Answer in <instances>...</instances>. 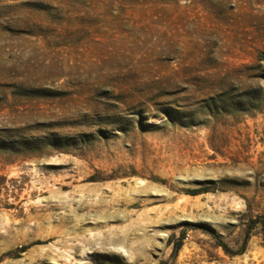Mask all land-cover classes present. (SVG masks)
Masks as SVG:
<instances>
[{
  "label": "rangeland",
  "instance_id": "1",
  "mask_svg": "<svg viewBox=\"0 0 264 264\" xmlns=\"http://www.w3.org/2000/svg\"><path fill=\"white\" fill-rule=\"evenodd\" d=\"M0 264H264V0H0Z\"/></svg>",
  "mask_w": 264,
  "mask_h": 264
},
{
  "label": "bare ground",
  "instance_id": "2",
  "mask_svg": "<svg viewBox=\"0 0 264 264\" xmlns=\"http://www.w3.org/2000/svg\"><path fill=\"white\" fill-rule=\"evenodd\" d=\"M78 165V164H77ZM81 166V165H80ZM82 167V166H81ZM79 178V177H78ZM142 181L141 180H138V181H136L135 182V184H134V186H133V190L134 191H144L145 193H148V194H156V196H158V197H162L163 196V191H162V188H156L154 185H147V184H144L143 186H142ZM110 185V184H109ZM45 185H43V186H41V187H38V188H40V189H42V187H44ZM51 187V186H50ZM83 186H81V187H77V186H74V187H72L73 189H72V194L73 195H75V197L77 196V198H74V197H70L69 199H68V195L66 194V192H63V191H61V187H53V188H51V192H50V196L53 198H55L56 200H58L59 202V204H63V203H65V201H67L68 202V205H69V207H71V212L73 213V216H74V224L71 226V224H70V226L71 227H66L64 230H63V234H64V237H66V236H70L71 234V236H72V238H74V240H77L79 243H84L85 242V240L87 239V238H85V233L88 231V232H91V230L92 229H98V227H96V226H94V227H89L88 226V224H90V223H92V221H93V223L94 224H97L99 221H100V217H101V215L99 214L98 216L96 215V217H95V215H91L90 213L87 215L86 213H79L77 210H80L82 207H84V206H86V205H88V206H93V204L91 203V201H90V199L88 200V196H87V194H86V196H85V191H84V189L86 188H82ZM110 187V186H109ZM132 188V187H131ZM95 190L96 189H94V192H95ZM132 190V191H133ZM75 193H78V194H75ZM129 193V192H128ZM131 193V192H130ZM137 193V192H136ZM71 194V193H70ZM95 195H98V193H95ZM155 196V197H156ZM50 197V198H51ZM97 197V196H96ZM63 198L65 199L64 201H63ZM39 200H42L41 198H39L38 197V201ZM56 200H53V201H56ZM100 200H103V199H100V197L99 198H97V199H95V201L97 202V201H100ZM71 201H74V202H71ZM90 201V202H89ZM66 202V203H67ZM58 203H56L55 205H53L54 206V208H56V207H58L59 206V204ZM65 203V204H66ZM72 203H73V205H72ZM97 204V203H96ZM61 206V205H60ZM87 212V211H86ZM97 214V213H96ZM39 216H41V215H39ZM65 216V215H64ZM111 217H113L114 219L116 218H118L119 216H114V215H110ZM104 217V216H103ZM62 219H63V217H61ZM106 218V217H105ZM108 218V217H107ZM68 220V219H67ZM106 220V219H105ZM108 220V219H107ZM149 220V219H148ZM62 223V222H61ZM100 223V222H99ZM62 225V224H61ZM62 227V226H61ZM130 227V226H129ZM131 228V227H130ZM129 229V228H128ZM113 230V229H112ZM62 231V230H61ZM99 231V230H98ZM97 231V232H98ZM123 231V230H122ZM110 232H111V229H110ZM121 232V231H120ZM61 233V232H60ZM99 233V232H98ZM97 233V234H98ZM113 233V232H112ZM122 233V232H121ZM62 234V233H61ZM116 234V233H115ZM114 234V236L112 235L111 236V241H112V243L113 244H115V245H112L113 247V249L114 250H120V247H122V245H123V240H122V238H118L116 235ZM142 236V235H141ZM161 238V237H160ZM61 239H63V238H61ZM60 239V240H61ZM71 238H68V237H66L65 238V240H63V242L61 243V245L63 244H65V248L63 249V251L62 250H60V247H56V246H53V245H50V250H51V252L50 253H47V249H44L45 250V252L44 253H42V255L43 256H46L47 258V260L49 261V262H54V263H57L58 262V258L60 259L61 257H63V258H65V260L67 261V259H68V257H70L69 255H68V252H69V250L70 249H72V247H68V244H66V242L68 243L69 242V240H70ZM87 242V241H86ZM85 242V243H86ZM147 242V241H146ZM142 243V242H141ZM150 243V242H149ZM55 245V244H54ZM137 246V245H136ZM74 248V247H73ZM64 251H66L65 253H64ZM82 251L84 252V249H82ZM81 251V252H82ZM121 251V250H120ZM132 252V251H131ZM140 252V251H139ZM138 252V253H139ZM70 260V259H69ZM132 260V259H131Z\"/></svg>",
  "mask_w": 264,
  "mask_h": 264
}]
</instances>
